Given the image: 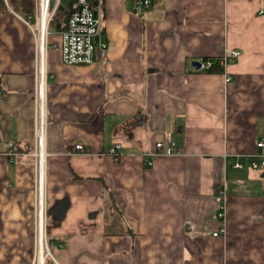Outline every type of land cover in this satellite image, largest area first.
<instances>
[{
  "label": "crops",
  "instance_id": "1",
  "mask_svg": "<svg viewBox=\"0 0 264 264\" xmlns=\"http://www.w3.org/2000/svg\"><path fill=\"white\" fill-rule=\"evenodd\" d=\"M134 2L104 0L97 40L107 43L106 63L66 65L52 32L45 146L53 257L264 264V165H251L262 161L264 138V0H151L141 14ZM7 7L0 12V264H31L35 42L25 18ZM228 50L240 55L222 71L193 64ZM170 140L179 151L149 165L155 143ZM9 141L19 146L15 161ZM116 143L117 159L108 153ZM223 183L222 218L215 195Z\"/></svg>",
  "mask_w": 264,
  "mask_h": 264
},
{
  "label": "built area",
  "instance_id": "2",
  "mask_svg": "<svg viewBox=\"0 0 264 264\" xmlns=\"http://www.w3.org/2000/svg\"><path fill=\"white\" fill-rule=\"evenodd\" d=\"M51 0H32V15L29 19H24L26 24L31 28L35 42V73H34V148L30 153L34 158V250L33 260L31 264H47L48 259L56 262L51 250V243L47 235V157L49 153L46 150V131H47V76H48V51L51 43L52 31L49 24L53 18L61 0H55L53 6ZM7 2V0H6ZM151 5V0H135L133 9L136 14H141L145 8ZM104 0H75L73 11L71 12L67 27L59 32L57 40V48L61 55L63 63L71 66L87 65L94 62L106 63L108 60L107 43L105 41L96 40L104 27ZM240 55L239 50H228L218 60L219 65L224 69L228 63L236 59ZM214 63V59H207L201 62V67L210 69ZM231 77L226 72V81H230ZM7 155L11 161H15L19 155V146L15 141H9L7 144ZM121 143H116L108 150L113 158H119L122 154ZM257 155L262 156L259 163L253 160L251 165L258 168L264 165V138L257 142ZM260 149V151H259ZM76 151L85 152L83 144L75 145ZM177 142L157 141L155 148L148 152L147 162L153 164V157L158 155L176 154ZM44 161L45 166L42 162ZM236 167H241L242 163L237 162ZM44 172V182H43ZM44 192V195H43ZM41 196V200H40ZM44 202L42 204V198ZM215 200L218 205V216L224 217L227 200L228 187L223 183L217 190ZM215 231L213 235H218ZM59 246H63L62 243ZM57 263V262H56ZM58 264V263H57Z\"/></svg>",
  "mask_w": 264,
  "mask_h": 264
},
{
  "label": "trees",
  "instance_id": "3",
  "mask_svg": "<svg viewBox=\"0 0 264 264\" xmlns=\"http://www.w3.org/2000/svg\"><path fill=\"white\" fill-rule=\"evenodd\" d=\"M7 3H9L11 7L25 19H29L33 13L32 0H7V2L6 0H0V12L8 9ZM74 4H75V0H61L60 1V4L49 24V29L52 32H59V31L64 30L67 27V22H68L71 12L73 11ZM213 67H218L220 71L223 70L222 66L219 65L218 60H215V59H214V63L211 69H213ZM5 92H6L5 88L2 85L1 78H0L1 97L4 96ZM116 202L117 201L115 200L114 201L115 207H117ZM47 235H48V226H47ZM48 238L49 240H52L49 236Z\"/></svg>",
  "mask_w": 264,
  "mask_h": 264
},
{
  "label": "water",
  "instance_id": "4",
  "mask_svg": "<svg viewBox=\"0 0 264 264\" xmlns=\"http://www.w3.org/2000/svg\"><path fill=\"white\" fill-rule=\"evenodd\" d=\"M54 2H55V0H51V1H50L51 6H53ZM96 40H97V37H96ZM193 64H194L196 67H198V68L201 66V62H200V61H194ZM50 264H57V263L54 262V261H51Z\"/></svg>",
  "mask_w": 264,
  "mask_h": 264
},
{
  "label": "rangeland",
  "instance_id": "5",
  "mask_svg": "<svg viewBox=\"0 0 264 264\" xmlns=\"http://www.w3.org/2000/svg\"><path fill=\"white\" fill-rule=\"evenodd\" d=\"M29 21L32 22L33 20L32 19H29ZM47 222H48V215H47ZM51 247H52V249L54 251L55 250V247L53 245ZM31 260H32V255H31V259L29 261L27 260V263L28 262L31 263ZM50 261H51V258L48 259V263L47 264H50Z\"/></svg>",
  "mask_w": 264,
  "mask_h": 264
},
{
  "label": "bare ground",
  "instance_id": "6",
  "mask_svg": "<svg viewBox=\"0 0 264 264\" xmlns=\"http://www.w3.org/2000/svg\"><path fill=\"white\" fill-rule=\"evenodd\" d=\"M42 164H43V166H45L44 161L42 162ZM43 182H44V172H43ZM43 195H44V192H43ZM40 200H41V196H40ZM41 202H42V204H43V202H44V196H43Z\"/></svg>",
  "mask_w": 264,
  "mask_h": 264
}]
</instances>
